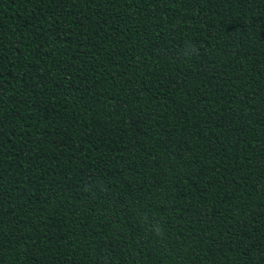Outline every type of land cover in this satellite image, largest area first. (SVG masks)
<instances>
[{"label":"trees","instance_id":"obj_1","mask_svg":"<svg viewBox=\"0 0 264 264\" xmlns=\"http://www.w3.org/2000/svg\"><path fill=\"white\" fill-rule=\"evenodd\" d=\"M0 264H264V0H0Z\"/></svg>","mask_w":264,"mask_h":264},{"label":"clouds","instance_id":"obj_2","mask_svg":"<svg viewBox=\"0 0 264 264\" xmlns=\"http://www.w3.org/2000/svg\"><path fill=\"white\" fill-rule=\"evenodd\" d=\"M192 51H195V50L192 49ZM155 231H156L157 234H160V233H161V229H160L159 227H157V228L155 229Z\"/></svg>","mask_w":264,"mask_h":264}]
</instances>
